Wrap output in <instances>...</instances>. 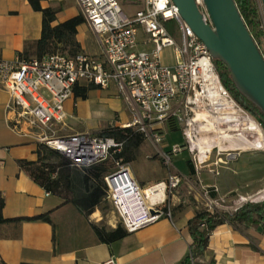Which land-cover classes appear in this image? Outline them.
<instances>
[{
	"label": "built area",
	"instance_id": "built-area-1",
	"mask_svg": "<svg viewBox=\"0 0 264 264\" xmlns=\"http://www.w3.org/2000/svg\"><path fill=\"white\" fill-rule=\"evenodd\" d=\"M77 1L96 36L100 54L78 52L68 56L51 53L32 58L17 56L13 60L0 58V88L9 95L5 115L12 131L59 151L77 168L101 163L111 152L119 151L122 143L112 137L88 133L57 135L54 127L64 125V105L73 96L78 83L100 88L113 83L126 96L135 113L132 123L126 127H135L144 139L156 145L163 163L168 166L170 155L178 148L172 146L164 151L161 147L163 123H184L193 130L197 111L225 114L228 104L249 115L222 84L208 49L182 19L173 0ZM122 1L137 6V9L128 12ZM195 3L203 20L212 25L204 1L195 0ZM170 21L177 25L179 43L165 28ZM140 33L144 35L142 44H152L153 48L137 49ZM167 47L173 50L171 66L162 62V51ZM183 134L191 147L186 129ZM103 179L105 198L116 209L119 223L127 233L163 217L174 224L169 199L177 195L184 180L182 175L168 172L164 180L143 187L132 175L128 164L119 159ZM201 190L204 195L202 208L209 212L220 210L223 197H210V193H217V187L202 185ZM121 199L127 211L123 210ZM260 201H264V197L243 199L239 196L229 208L236 211L246 202ZM103 264L118 263L110 256Z\"/></svg>",
	"mask_w": 264,
	"mask_h": 264
},
{
	"label": "crops",
	"instance_id": "crops-1",
	"mask_svg": "<svg viewBox=\"0 0 264 264\" xmlns=\"http://www.w3.org/2000/svg\"><path fill=\"white\" fill-rule=\"evenodd\" d=\"M41 6L56 10L52 25L82 15L77 0H42ZM76 30L81 52L99 56L96 36L88 23L84 21ZM41 32L42 14L33 10L28 0H0V58L36 57V42ZM162 62L173 65L165 63L163 55ZM87 84L80 82L76 86ZM8 99V93L0 88L2 216L16 219L49 213L50 219L0 223V264H103L110 256L118 264H180L188 256L192 238L187 223L202 208L198 202L176 195L169 199L174 224L163 217L112 243L100 241L91 224L103 225L101 215L92 212L85 217L74 203L62 204L61 198L47 193L19 169L17 160H36L38 143L10 129L5 115ZM64 109V125L54 127L57 135H99L107 127H126L135 116L131 103L113 83L106 88L88 90L84 99L73 93ZM133 163L137 160L126 164L143 187L164 178L162 169L147 171V166ZM233 189L225 186L223 194ZM107 224V228H114L117 222ZM199 264H264V232L256 225L224 222L211 232Z\"/></svg>",
	"mask_w": 264,
	"mask_h": 264
},
{
	"label": "trees",
	"instance_id": "trees-1",
	"mask_svg": "<svg viewBox=\"0 0 264 264\" xmlns=\"http://www.w3.org/2000/svg\"><path fill=\"white\" fill-rule=\"evenodd\" d=\"M42 0H28L32 9L42 14V32L36 42V57H41L48 53L47 51L56 44L72 40L74 46L80 49L76 41V28L85 21L83 15L70 18L57 25H52L55 20L56 10L53 8H43ZM236 7L248 29L254 42L257 44L261 54L264 57L260 43L264 38V29L262 28V16L260 12L259 0H234ZM81 50L66 54L73 56ZM213 63L219 74L220 80L235 101L250 115L256 118L264 129V113L235 87L230 72L226 65L220 60L213 59ZM98 86L93 84L81 85L75 87L76 96L86 98L88 90L96 89ZM101 137H112L121 142L122 146H139L143 142V134L135 127H107L100 132ZM115 151V152H120ZM47 150V152H44ZM36 160L19 159L17 164L20 170L26 173L32 181L44 188L47 193L53 194L62 199V204L72 202L80 212L89 217L92 212L105 200L106 186L104 176L112 169H107L104 161L95 164L89 168L77 169L72 166L67 157L59 151L52 149L45 144L38 143L36 148ZM48 152L56 154L59 158L57 162L50 161ZM157 159V156H153ZM4 200L0 193V223L15 220H45L49 221V213L35 215L32 217H23L16 219H5L2 216ZM228 222L246 223L259 226L264 232V201L246 202L234 212L224 210H215L209 212L203 208L196 210L195 215L188 220L187 226L192 238L188 256L180 264H199L208 247V239L211 232L220 224ZM100 241L112 243L124 238L128 233L118 223L114 228H107L103 225L91 224ZM27 264V263H22Z\"/></svg>",
	"mask_w": 264,
	"mask_h": 264
},
{
	"label": "rangeland",
	"instance_id": "rangeland-1",
	"mask_svg": "<svg viewBox=\"0 0 264 264\" xmlns=\"http://www.w3.org/2000/svg\"><path fill=\"white\" fill-rule=\"evenodd\" d=\"M124 9L128 12H133L137 9V6H129L121 2ZM260 12L262 16V28L264 29V11L259 0ZM165 28L168 34L177 42H180V34L177 29V25L174 21H170L165 24ZM83 28L81 27L80 30ZM144 35L142 33L138 36V50H150L153 48L152 44H142ZM262 50H264V38L260 43ZM81 49H78L72 43L71 39L65 42L56 44L51 47L47 52L72 54ZM164 62L167 64L174 63L173 50L170 47L164 48L162 51ZM198 112V111H197ZM249 114V113H248ZM260 126L264 133V129L260 122L249 114ZM222 128H226L225 124L221 125ZM191 131L194 135V140H197L202 136V130H200L199 122L193 123V130L190 127H186L184 123L177 122H165L162 124L161 131L163 134V142L161 147L164 151L170 150L172 146L178 148L177 152L171 154V164L165 165L160 154L157 152L156 145L143 139V142L139 146L127 145L123 146L120 152H111L107 159L104 161V165L107 169H113L116 161L119 159L123 163H128L130 160H137V163H133L134 166L143 165L147 166V171L155 168L160 170L161 174H164V180L168 172L178 173L182 175L183 182L177 190V195L193 203L201 202L204 195L201 190V186L215 185L218 189L217 193H210V197H223V206H219L220 210L229 209V206L242 195L246 198H262L264 196L258 195V193L264 191V150L251 149L246 152L233 151L231 149H225L220 151L217 147L213 148L211 153H208L207 160L198 164L199 153L197 148L191 150V147L183 134L184 130ZM72 134V133H71ZM213 132H209L212 135ZM100 135V134H99ZM227 145V142H224ZM159 148V146H157ZM47 152V150H44ZM49 160L57 162L59 158L56 154L48 152ZM157 156V159L151 157ZM200 160V159H199ZM148 161V162H147ZM221 162V163H220ZM217 163V164H216ZM196 164V165H195ZM149 165V166H148ZM197 166V167H196ZM75 167V166H73ZM162 167V168H161ZM77 168V167H75ZM80 169V168H77ZM160 172H158L160 174ZM234 187L232 191L224 193V187ZM97 210L99 212H97ZM96 215H101L102 223L108 227L109 222L119 223V215L112 203L105 198L101 204L94 210Z\"/></svg>",
	"mask_w": 264,
	"mask_h": 264
},
{
	"label": "water",
	"instance_id": "water-1",
	"mask_svg": "<svg viewBox=\"0 0 264 264\" xmlns=\"http://www.w3.org/2000/svg\"><path fill=\"white\" fill-rule=\"evenodd\" d=\"M203 1L212 25L203 20L195 0H173L212 59L226 65L236 89L264 113V57L234 0ZM261 5L264 11V0Z\"/></svg>",
	"mask_w": 264,
	"mask_h": 264
},
{
	"label": "bare ground",
	"instance_id": "bare-ground-1",
	"mask_svg": "<svg viewBox=\"0 0 264 264\" xmlns=\"http://www.w3.org/2000/svg\"><path fill=\"white\" fill-rule=\"evenodd\" d=\"M194 121L199 122L200 130L204 132L200 138L194 140L192 133L188 131L191 149L197 148L198 150L199 164L209 158L208 153H211L215 147L220 151L225 149L239 152H246L251 149L264 150V133L257 122L251 116L234 110L229 104L225 114L215 115L210 111H200L196 112ZM222 124L227 127L222 128ZM209 132H213V134L209 135ZM224 142H227V145ZM258 195L264 196V191ZM121 205L123 210L127 211L123 199H121Z\"/></svg>",
	"mask_w": 264,
	"mask_h": 264
}]
</instances>
